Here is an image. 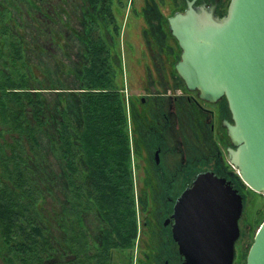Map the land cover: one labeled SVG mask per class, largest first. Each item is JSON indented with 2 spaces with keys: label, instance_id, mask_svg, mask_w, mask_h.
<instances>
[{
  "label": "trees",
  "instance_id": "16d2710c",
  "mask_svg": "<svg viewBox=\"0 0 264 264\" xmlns=\"http://www.w3.org/2000/svg\"><path fill=\"white\" fill-rule=\"evenodd\" d=\"M86 1V32L80 38L86 63L80 90L56 91L60 118L56 120L58 138L51 140L52 153L63 166L68 185L66 201L53 197L50 207L66 233L60 241L43 217L46 198L53 193L39 176L45 160L40 135L46 136L45 126L55 119L45 111L49 103L42 89L49 84L47 77L40 79L26 69L24 42L7 23L12 18L10 1L0 0V264H110L117 253L132 256L138 239L132 160L136 139L119 67L123 65L122 20L130 0ZM27 2L39 8L35 1ZM160 2L155 0L164 8L163 2L172 1ZM102 6L103 23L93 21L90 7ZM163 22L175 39L165 15ZM35 84L40 87L33 92ZM75 118L81 119L79 126ZM88 224L102 231L100 244L87 234ZM250 238L254 239L253 234ZM247 254L240 246L238 264L246 263ZM57 255L69 258L62 262Z\"/></svg>",
  "mask_w": 264,
  "mask_h": 264
},
{
  "label": "water",
  "instance_id": "95a60500",
  "mask_svg": "<svg viewBox=\"0 0 264 264\" xmlns=\"http://www.w3.org/2000/svg\"><path fill=\"white\" fill-rule=\"evenodd\" d=\"M195 2L168 18L182 50L176 69L199 98L227 99L234 120L227 126L228 161L245 187L264 194V0H231L223 16L217 0ZM244 208L243 194L226 177L199 175L174 215L186 264H234ZM245 264H264V221Z\"/></svg>",
  "mask_w": 264,
  "mask_h": 264
},
{
  "label": "flooded vegetation",
  "instance_id": "af4514ba",
  "mask_svg": "<svg viewBox=\"0 0 264 264\" xmlns=\"http://www.w3.org/2000/svg\"><path fill=\"white\" fill-rule=\"evenodd\" d=\"M170 1L172 6L168 5V8L171 9V16L184 12L192 0ZM230 1L217 0L216 12L220 16L227 13ZM215 2L196 0L194 5ZM128 9L133 11L136 19L142 17L144 21L142 33L138 37H142L145 44L143 60H134L136 64L130 66L141 67V72L146 74V80L140 79V86L136 88L142 93L125 90L131 128L133 130L134 127L136 131L134 136L139 175L134 179L135 199L138 202V215L142 216L132 260L134 264H186L174 235V215L179 199L193 186L199 175L212 171L220 177H226L239 191L241 186L246 206H250L249 202H254L257 195L250 188L242 186L237 170L228 161V148L232 147V141L227 126L233 124L234 120L227 99L223 97L212 103L199 98L196 91L187 88L176 69L182 50L176 38L173 35L175 39L171 38L165 29L164 15L169 18V14L164 13V8L157 5L155 0L145 4L142 12L135 11L136 7L130 0L126 7ZM90 13L93 21L103 23V16H98V9L90 7ZM85 16L86 11L83 14ZM104 31L107 30L102 33L106 38L108 33ZM178 47L179 52L176 49ZM129 50L134 52L136 49ZM150 62L153 63L150 65ZM119 67H122L125 87L129 88V65L123 61ZM246 206L240 219L241 236L236 242L234 264H238L240 246L247 250L252 243L250 238L246 243L243 239L246 235L244 230L248 231L246 229L250 227H247L250 215L249 212L247 214ZM110 264H113V260Z\"/></svg>",
  "mask_w": 264,
  "mask_h": 264
},
{
  "label": "rangeland",
  "instance_id": "374dc122",
  "mask_svg": "<svg viewBox=\"0 0 264 264\" xmlns=\"http://www.w3.org/2000/svg\"><path fill=\"white\" fill-rule=\"evenodd\" d=\"M9 1L12 9V18L7 19V23L10 24L13 32L19 39L24 42L25 55L28 62L26 69L29 70V72L35 71L40 79L47 77L46 85L49 84L47 90L42 89L47 101L46 103H49V106L46 104L45 111H47L50 117L54 115L55 119L50 118L49 124L45 126L44 132H46V136L40 135L42 148L45 152V160L42 171L39 170V176L44 178L43 180L51 187L53 193V196L49 195L46 198L43 217L49 221L53 236L61 241L66 233L57 225L55 214H52L50 210L54 200L53 197L58 200L61 199V201L64 202L66 201L65 192L68 191V185L62 175L63 166H61L56 156L52 153L51 140H57L58 138V128L56 124L58 121L57 118H60L57 113L60 100L58 99L56 91L74 92L80 90V75L82 67L86 63L85 44L80 41V38L85 36L86 21L83 14L85 11L89 10V4L86 0H33L39 7L37 8L28 3L27 0L26 2L24 0ZM131 1H133V6L135 5L136 7L135 11L142 12L143 6L145 7V4H148L150 0ZM162 5L164 6V13L170 15L171 9L168 8V5L172 6V2H169V4L163 2ZM101 8L104 7L102 6L98 10V16L100 17L103 16ZM126 11V17L124 16L122 20L123 29L121 31L123 41L122 47L124 50L123 61L127 66L129 65L130 71L128 77L130 86L126 89H132V93H142V91H137L136 88L140 86V79L146 80L144 77L146 74L145 72H141V67L134 68L130 65L135 63L134 60H143L141 58L143 57L142 51L145 50V44L143 38L140 36L138 37V35L142 33L144 21L142 17L136 19V15H134L133 11H130V9ZM129 27H131L130 31ZM106 39L110 41L111 37L109 34H107ZM145 42L149 43V41ZM127 45H131V48L127 47ZM133 48L136 49L134 52L129 50ZM160 48H162V45ZM173 61L171 62L172 64ZM153 62H150V65ZM155 80L158 82V78ZM53 84H56L62 89H54L52 86ZM38 87L40 86L35 84L32 89L33 92L37 91L36 88ZM67 104L70 106L72 101L69 100ZM75 120L77 126H79L81 119L78 121V119L75 118ZM133 130L136 132L134 127ZM133 145H135L134 147L132 146L134 149L132 158L134 175L138 176L139 164L136 155L137 143ZM241 184L244 186L242 182ZM239 187L243 193L242 187ZM256 195L257 199H255L254 202H249L250 206H246L245 202L247 214L249 212L250 215L249 224L247 225V227H250L246 229L248 231L244 230V233H246V235L243 236L245 243L250 238L251 234L255 236L261 225L260 221L264 218V194L256 193ZM138 218L139 221L141 220L142 222V216L138 215ZM85 219L88 221L89 215H87ZM94 228L92 224H88L87 234L91 236L93 242L95 241L97 244H100L102 231ZM253 241L254 239H252V242ZM251 244L246 248L247 251H249ZM120 253L122 254V251H120ZM124 255L125 257L117 253L113 258V264H134L132 260V258L134 259L133 254L132 256L131 254L129 255V253H125ZM68 258L69 257H62L61 255H57L56 257L57 260L61 259L62 262L66 261ZM64 264H67V262H64Z\"/></svg>",
  "mask_w": 264,
  "mask_h": 264
}]
</instances>
